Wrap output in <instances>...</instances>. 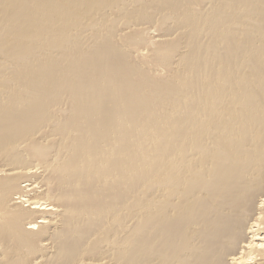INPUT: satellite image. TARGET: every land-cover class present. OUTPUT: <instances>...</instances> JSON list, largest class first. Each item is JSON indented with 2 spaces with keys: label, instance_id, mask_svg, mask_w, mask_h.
Segmentation results:
<instances>
[{
  "label": "bare ground",
  "instance_id": "1",
  "mask_svg": "<svg viewBox=\"0 0 264 264\" xmlns=\"http://www.w3.org/2000/svg\"><path fill=\"white\" fill-rule=\"evenodd\" d=\"M0 264H264V0H0Z\"/></svg>",
  "mask_w": 264,
  "mask_h": 264
}]
</instances>
